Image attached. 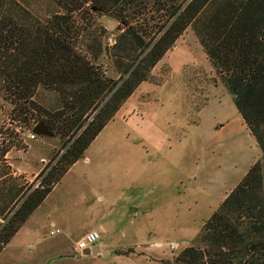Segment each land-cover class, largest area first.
<instances>
[{
	"label": "rangeland",
	"instance_id": "rangeland-1",
	"mask_svg": "<svg viewBox=\"0 0 264 264\" xmlns=\"http://www.w3.org/2000/svg\"><path fill=\"white\" fill-rule=\"evenodd\" d=\"M14 1L41 24L56 11L52 0ZM83 18L106 31L111 48L107 39L114 42L118 23L108 16ZM99 64L120 83L113 58L106 55ZM144 68V81L85 151L89 163L81 159L63 176L2 250L0 264H172L183 249L196 246L204 223L261 158L191 30ZM39 96L38 103L49 104L47 93ZM13 116L0 95V165L26 188H36L63 153L61 141L27 140L30 127L20 131ZM88 230L98 232L109 255L71 252Z\"/></svg>",
	"mask_w": 264,
	"mask_h": 264
},
{
	"label": "trees",
	"instance_id": "trees-1",
	"mask_svg": "<svg viewBox=\"0 0 264 264\" xmlns=\"http://www.w3.org/2000/svg\"><path fill=\"white\" fill-rule=\"evenodd\" d=\"M52 2L56 11L41 24L14 0H0L2 100L22 127L49 126L63 151L36 188H26L0 165V253L138 89L142 67L157 64L186 30L221 75L264 161V0ZM85 16L118 23L111 48L106 31L84 22ZM106 55L120 66V83L102 71L99 60ZM40 92L50 96L48 105L37 102ZM260 159L204 223L196 246L183 249L172 264H264Z\"/></svg>",
	"mask_w": 264,
	"mask_h": 264
},
{
	"label": "built area",
	"instance_id": "built-area-1",
	"mask_svg": "<svg viewBox=\"0 0 264 264\" xmlns=\"http://www.w3.org/2000/svg\"><path fill=\"white\" fill-rule=\"evenodd\" d=\"M108 45H113L114 42H112L111 38L107 39ZM33 128V127H32ZM20 131H22L24 129H22V126H20ZM32 130V129H31ZM16 133H18V135L21 133H19L18 131H16ZM36 136L34 134H32V132L30 131L27 140L31 141V140H35ZM55 233H59L58 230H56ZM50 236H54V232H50L49 233ZM99 240V234L96 231H89L88 233H86L84 236H82L79 240L76 241L72 252L73 254H80L82 253L84 250L88 249V248H92L93 246H95L97 244Z\"/></svg>",
	"mask_w": 264,
	"mask_h": 264
},
{
	"label": "water",
	"instance_id": "water-1",
	"mask_svg": "<svg viewBox=\"0 0 264 264\" xmlns=\"http://www.w3.org/2000/svg\"><path fill=\"white\" fill-rule=\"evenodd\" d=\"M32 134H34L36 137H48V138H52L54 137L53 132L50 130L49 126H47L46 124H44L43 122H39L38 124H36L32 130H31ZM83 256H96V255H103L106 256V253H102L100 252V249L97 246H93L92 248H88L86 250H84L81 253Z\"/></svg>",
	"mask_w": 264,
	"mask_h": 264
},
{
	"label": "crops",
	"instance_id": "crops-1",
	"mask_svg": "<svg viewBox=\"0 0 264 264\" xmlns=\"http://www.w3.org/2000/svg\"><path fill=\"white\" fill-rule=\"evenodd\" d=\"M245 127H246V126H245ZM246 129H247V128H246ZM82 159L84 160V162H85L86 164L89 163V159H88L87 157H83ZM80 160H81V159H80ZM80 160H79V161H80ZM79 161H77L75 164L72 165V167L68 170L67 174L70 172V170H71L72 168H74V167L79 163ZM67 174H66V175H67ZM66 175H65V176H66ZM63 178H64V177H63ZM38 208H39V207H38ZM38 208H37L35 211H37ZM35 211H34V212H35ZM34 212H33V213H34ZM30 217H31V216H30ZM30 217L27 219V221L30 219ZM27 221L25 222V224H24L22 227H24V226L26 225ZM51 226H53V223H51ZM22 227L20 228L21 231H22V229H23ZM20 230L17 232L16 235H18V233L20 232ZM89 231H94V230H88L87 232H89ZM16 235H15V237H16ZM11 241H12V240H11ZM95 246H97V247L100 249V252L105 253V252H103L104 248L101 247V244H99V243L97 242V244H96ZM29 251H30V250H29ZM71 252H72V249H71ZM106 254H107V253H106ZM99 255H101V254H99ZM99 255H96V256L89 255V256H87V257H92V258H93V257H98ZM107 255H109V254H107ZM107 255H106V256H107ZM82 256H83V255H82ZM83 257H85V256H83ZM80 258H81L80 256H77L75 259L78 260V259H80Z\"/></svg>",
	"mask_w": 264,
	"mask_h": 264
}]
</instances>
